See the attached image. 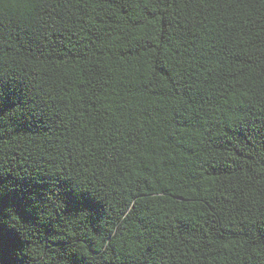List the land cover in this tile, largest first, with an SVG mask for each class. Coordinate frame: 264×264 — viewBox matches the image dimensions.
<instances>
[{
	"label": "trees",
	"instance_id": "obj_1",
	"mask_svg": "<svg viewBox=\"0 0 264 264\" xmlns=\"http://www.w3.org/2000/svg\"><path fill=\"white\" fill-rule=\"evenodd\" d=\"M0 264H264V0H0Z\"/></svg>",
	"mask_w": 264,
	"mask_h": 264
}]
</instances>
